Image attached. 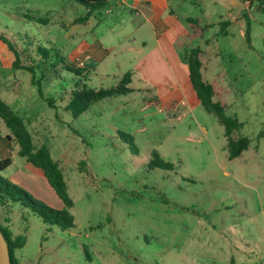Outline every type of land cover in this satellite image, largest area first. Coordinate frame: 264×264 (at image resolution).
I'll list each match as a JSON object with an SVG mask.
<instances>
[{
    "label": "rangeland",
    "instance_id": "1",
    "mask_svg": "<svg viewBox=\"0 0 264 264\" xmlns=\"http://www.w3.org/2000/svg\"><path fill=\"white\" fill-rule=\"evenodd\" d=\"M109 1L81 22L87 8L71 0H0V33L25 52L22 63L47 56L37 47L48 51V64L35 73L44 75L42 91L55 98V107L39 96L32 74L14 68L1 50L0 97L24 119L35 144L48 146L74 202V227L65 230L19 202L0 205V223L25 237L14 255L21 264H263L264 12L257 7L264 0L240 9L234 2L242 0H171L180 17L198 25L181 18L191 35L165 45V56L155 50L151 26L134 23L129 2ZM197 45L215 99L242 123L234 136L250 140L234 159L224 126L189 83L183 62ZM61 59L88 69L91 88L116 85L130 71L132 91L101 99L73 118L65 106L78 77ZM175 76L183 91L171 92L173 102H166L157 95L168 83L174 89ZM183 93L190 104L175 101ZM121 132L133 137L137 152ZM18 150L0 118V160L13 161L0 170L3 177L27 164ZM154 151L173 169L150 167ZM25 190L54 205L44 190L36 191L45 196Z\"/></svg>",
    "mask_w": 264,
    "mask_h": 264
},
{
    "label": "trees",
    "instance_id": "2",
    "mask_svg": "<svg viewBox=\"0 0 264 264\" xmlns=\"http://www.w3.org/2000/svg\"><path fill=\"white\" fill-rule=\"evenodd\" d=\"M77 2L87 8V14L80 18L81 22H85L96 11L108 4L109 0H71ZM249 2L251 6L254 1L258 0H242ZM260 1V0H259ZM258 9L264 12V6H258ZM248 17L244 14V18ZM188 21L198 25V20L188 17ZM79 22V21H78ZM227 22H222L223 28ZM250 22L247 18L246 37L248 43L250 42L249 35ZM225 29V28H224ZM223 29V30H224ZM0 41H2L12 51L14 61L12 62L14 68L24 69L30 72L31 83L37 86L39 96L46 101L48 106L55 107V98L46 97L42 91V78H37L35 69L47 65L45 62L48 58V51L41 47H37V51L46 53L47 56L40 59L30 58L27 63H22V56L25 54L23 50H19L16 44L11 43L5 35L0 33ZM107 51V50H105ZM56 55H59L56 52ZM203 50L201 46L197 45L190 50L186 63L188 66L189 79L192 89L204 109L216 115L219 122L224 126L225 136L227 138L228 158L234 159L241 155V153L248 149L250 140L246 136L235 137V131L242 127V123L237 118L229 116L225 112L226 104L215 99L217 92L215 86L209 82L204 76L203 72ZM30 56H25V58ZM44 60V61H43ZM63 68L74 73L78 78L75 81V87L69 92L66 110H69L73 118H78L86 110L90 108L95 102L106 97L126 94L132 91L130 83L132 81V72L127 71L116 85L110 87L91 88L88 87V69L79 68L71 63H66L61 59ZM55 67V66H54ZM56 71V70H55ZM0 118L3 120L13 138L19 145L18 154L26 158L37 168L41 169L47 179L48 184L53 189L55 195L61 202L62 207L50 206L44 201L33 197L21 185L12 182L10 179L0 175V205H5L7 201L13 203L19 202L22 205L29 207L36 213L44 223L49 225H56L62 230L74 227V221L69 208L74 204L72 197L68 191V185L64 177L63 171L59 163L53 158L50 149L46 144L37 146L34 142L33 135L29 131L24 119L10 106L8 102L0 97ZM121 135L129 143L130 148L137 152V146L131 135L121 132ZM11 138L10 135L7 136ZM12 164L10 157H5L0 160V170L5 169ZM150 167H158L161 169L172 170L173 164L164 161L157 152H152V159L149 162ZM1 231L7 241L11 264H20L19 259L14 255L16 249L22 248L25 244V237L22 234L15 235L8 228L0 223Z\"/></svg>",
    "mask_w": 264,
    "mask_h": 264
},
{
    "label": "crops",
    "instance_id": "3",
    "mask_svg": "<svg viewBox=\"0 0 264 264\" xmlns=\"http://www.w3.org/2000/svg\"><path fill=\"white\" fill-rule=\"evenodd\" d=\"M170 1L171 0H121V2H123V4H127V2L130 3L131 11L134 12V16L135 15L137 16V18L135 20L133 19L134 23H139L140 26L143 25L144 23H148L151 26V28L153 29V33H154L156 45H157L155 50H158L160 48L163 56L166 55L165 45H169V44H171V46H173L175 44L177 45V43H178L177 38H180V37H186L187 38L188 36L190 37V35H191L189 30L187 28H185L183 26V24L181 23V18L188 23L187 17H180L177 14L176 9H174L171 6ZM239 1H241V0H239ZM242 2H243V4H241ZM242 2L241 3L237 2V1L234 2L235 9H240L241 7L246 8V6H245L246 2H244V1H242ZM239 14H240V12H238L236 14L235 18H237V20H238ZM241 15H242V13H241ZM180 28L182 29V31H179ZM181 33H183V34H181ZM95 43L96 44L94 46H95V49L97 48L96 51L97 52L102 51L103 45L101 44V42L96 41ZM141 44H142V46H145L146 42L143 41ZM109 49L111 50V48H109ZM131 49L141 51V48L134 47V45L131 46ZM0 50L6 54L8 62L10 64H12V61L14 60V55H13L12 51L8 48V46L5 45L2 41H0ZM88 51L89 50H87V53H88ZM183 63L187 67V75H188V79H189L188 66L185 62H183ZM174 71L175 70L173 69V73L175 74ZM175 78H176V80H175V84L173 83V85H174L173 90H171V85H169V83H168L164 89L166 91L162 94L157 95L158 97L159 96L162 97V99L166 98L165 99L166 102H167V100H170V102H173L174 95H172L171 92L173 93V92L183 91L182 83L179 82L177 76H175ZM189 83L191 85L190 79H189ZM191 87H192V85H191ZM177 98L175 101L178 102V104H179V101L180 102H187L190 104L189 100L187 99V97H185L184 93H183V95H177ZM158 102L163 104V106H164V104H167V103H164V101H158ZM170 104L173 105L172 103H170ZM12 163H13V161H12ZM9 178L11 179V181L21 185L22 187L30 188V189L34 190L35 192H37L36 191L37 189L44 190L47 193L48 198L49 197L53 198V200H54L53 206L58 207V208L62 207L60 200L58 199V197L55 195L53 189L48 184L47 179L44 176L43 171L41 169L37 168L36 166H34L33 164H31L30 162H27V164H25L22 169H17L16 173L14 175L12 174ZM31 185H35V187L34 188L31 187ZM38 194H41V196H45L42 193H38ZM231 264H235L234 259H231Z\"/></svg>",
    "mask_w": 264,
    "mask_h": 264
},
{
    "label": "water",
    "instance_id": "4",
    "mask_svg": "<svg viewBox=\"0 0 264 264\" xmlns=\"http://www.w3.org/2000/svg\"><path fill=\"white\" fill-rule=\"evenodd\" d=\"M0 264H11L9 247L1 231V227H0Z\"/></svg>",
    "mask_w": 264,
    "mask_h": 264
}]
</instances>
